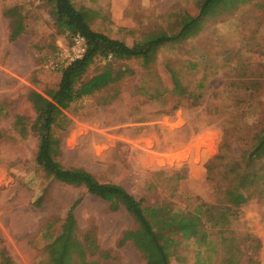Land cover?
<instances>
[{"label": "rangeland", "instance_id": "rangeland-1", "mask_svg": "<svg viewBox=\"0 0 264 264\" xmlns=\"http://www.w3.org/2000/svg\"><path fill=\"white\" fill-rule=\"evenodd\" d=\"M115 1L129 26L111 19V0L75 4L91 11L92 27L128 43L172 32L176 13L199 11L198 0ZM56 20L53 0H0V248L15 264H52L47 244L72 213L70 242L88 258L153 264L157 251L125 204L112 210L84 185L48 177L35 161L34 93L48 96L69 63L72 37ZM118 65L133 72L65 110L56 158L142 199L155 230L185 215L192 236L174 235L171 264H264V182L235 207L221 192L235 171L263 170L264 158L247 156L264 126V0L220 7L198 35L161 47L149 65ZM174 73L187 92H174Z\"/></svg>", "mask_w": 264, "mask_h": 264}, {"label": "trees", "instance_id": "trees-1", "mask_svg": "<svg viewBox=\"0 0 264 264\" xmlns=\"http://www.w3.org/2000/svg\"><path fill=\"white\" fill-rule=\"evenodd\" d=\"M244 1L247 0H198L197 14L189 12L175 14L177 28L174 31L153 32L128 43L92 27L90 24L91 11L77 7L75 0H53L56 5L58 28L70 34L71 37L76 34L83 35L86 39L87 50L83 57L68 63L62 69L57 88L48 94L50 98L34 93L38 111L32 125V131L38 137L35 161L48 177L65 183L84 185L90 194L108 201L112 210H118L122 204H125L126 208L141 223L146 236L150 238L157 251L158 258L153 261V264H171L167 245L177 242L174 236L177 232L182 231L183 237L192 236L185 225L186 216L167 218L163 229L155 230L142 199L137 200L120 184L102 182L88 171L67 168L56 158L60 152V138L56 135V129H64L67 126L69 119L65 110L76 101L100 92L110 84L119 81L126 73L133 72L129 66L125 68L119 66V61L137 60L144 65H149L157 59V53L161 47L180 43L198 35L202 30V21L207 15L215 14L220 7L225 5L236 6ZM12 10L14 8L8 9L5 13L9 14ZM110 56L111 59H109ZM98 59L105 61L104 65L99 71L89 76L91 67ZM173 78L174 92H187L180 79H177L176 73L173 74ZM202 86L200 83L199 87ZM226 136H228V129ZM262 158H264V126L255 135L247 161L252 162ZM262 167L263 170L253 173L235 171L234 183L221 190L226 203L234 207L239 206L255 194L260 183L264 182L261 181L264 178V165ZM208 168L211 173L214 168L213 161L209 163ZM261 189L263 190V187ZM261 192L259 191L258 194L264 196ZM71 225H73L72 213L68 215L62 228L47 244L49 254L52 256V264H100L98 260L88 258L84 250L72 245L70 242ZM0 264H15L5 246L0 248Z\"/></svg>", "mask_w": 264, "mask_h": 264}, {"label": "built area", "instance_id": "built-area-1", "mask_svg": "<svg viewBox=\"0 0 264 264\" xmlns=\"http://www.w3.org/2000/svg\"><path fill=\"white\" fill-rule=\"evenodd\" d=\"M87 50L86 39L81 34L72 37V41L65 48L66 58L68 62H72L84 56ZM111 59V56L109 57Z\"/></svg>", "mask_w": 264, "mask_h": 264}, {"label": "crops", "instance_id": "crops-1", "mask_svg": "<svg viewBox=\"0 0 264 264\" xmlns=\"http://www.w3.org/2000/svg\"><path fill=\"white\" fill-rule=\"evenodd\" d=\"M110 5H111V7H110L111 19L114 20V22H116L120 26H129L130 25L129 23L124 22L122 20V10L120 9V6L118 4H116V1L111 0ZM43 96L46 98H50L49 96H46V95H43Z\"/></svg>", "mask_w": 264, "mask_h": 264}, {"label": "bare ground", "instance_id": "bare-ground-1", "mask_svg": "<svg viewBox=\"0 0 264 264\" xmlns=\"http://www.w3.org/2000/svg\"><path fill=\"white\" fill-rule=\"evenodd\" d=\"M139 140L137 139L136 141H134V144L138 145L139 144ZM138 143V144H137ZM148 145V144H147Z\"/></svg>", "mask_w": 264, "mask_h": 264}]
</instances>
